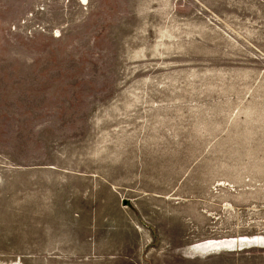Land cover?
<instances>
[{
	"label": "rangeland",
	"instance_id": "1",
	"mask_svg": "<svg viewBox=\"0 0 264 264\" xmlns=\"http://www.w3.org/2000/svg\"><path fill=\"white\" fill-rule=\"evenodd\" d=\"M0 0V264H264V0Z\"/></svg>",
	"mask_w": 264,
	"mask_h": 264
},
{
	"label": "bare ground",
	"instance_id": "2",
	"mask_svg": "<svg viewBox=\"0 0 264 264\" xmlns=\"http://www.w3.org/2000/svg\"><path fill=\"white\" fill-rule=\"evenodd\" d=\"M83 2L87 3L86 0H83ZM221 245L229 246L231 247L232 245H236L238 243H246L250 245H256L259 247L260 244L264 243V240L261 238H242L241 240H225V241H220Z\"/></svg>",
	"mask_w": 264,
	"mask_h": 264
}]
</instances>
